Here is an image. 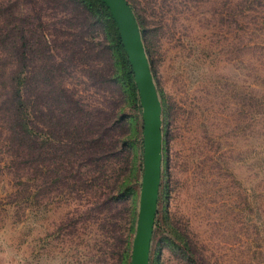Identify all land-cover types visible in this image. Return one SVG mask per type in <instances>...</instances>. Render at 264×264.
I'll use <instances>...</instances> for the list:
<instances>
[{"label": "rangeland", "instance_id": "374dc122", "mask_svg": "<svg viewBox=\"0 0 264 264\" xmlns=\"http://www.w3.org/2000/svg\"><path fill=\"white\" fill-rule=\"evenodd\" d=\"M30 1L51 40H104L100 29L81 31L86 16L75 3ZM127 2L163 106L150 264H188L171 245L176 231L208 264H264V0ZM103 60L71 66L66 84L87 107L131 117L135 131L120 122L115 139L133 144L121 139L75 190L42 175L18 194L0 173V264H132L143 118L119 86L97 83Z\"/></svg>", "mask_w": 264, "mask_h": 264}, {"label": "trees", "instance_id": "16d2710c", "mask_svg": "<svg viewBox=\"0 0 264 264\" xmlns=\"http://www.w3.org/2000/svg\"><path fill=\"white\" fill-rule=\"evenodd\" d=\"M68 1L86 16L81 31L100 29L104 40L95 35L86 40L82 33L71 42L51 40L33 2L0 0V173L10 177L18 194L28 192L27 183L36 184L42 175L50 184L59 182L75 190L87 173L106 166L121 139L126 146L133 144L125 137L115 139L120 122L127 121L130 132L135 131L131 117L91 109L69 88L71 66L77 68L93 55L104 59L108 71L97 83L119 86L122 100L134 105L143 118L133 68L110 9L103 0ZM141 143L144 152L143 122ZM176 233L170 242L184 254L181 261L208 264Z\"/></svg>", "mask_w": 264, "mask_h": 264}, {"label": "water", "instance_id": "95a60500", "mask_svg": "<svg viewBox=\"0 0 264 264\" xmlns=\"http://www.w3.org/2000/svg\"><path fill=\"white\" fill-rule=\"evenodd\" d=\"M119 28L140 94L144 174L132 264H150L163 169V106L138 22L127 0H103Z\"/></svg>", "mask_w": 264, "mask_h": 264}]
</instances>
